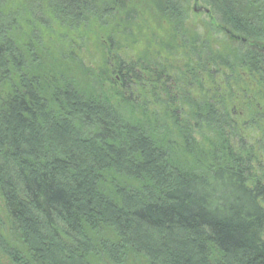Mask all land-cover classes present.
Here are the masks:
<instances>
[{"label": "trees", "instance_id": "1", "mask_svg": "<svg viewBox=\"0 0 264 264\" xmlns=\"http://www.w3.org/2000/svg\"><path fill=\"white\" fill-rule=\"evenodd\" d=\"M188 1L206 5L204 37L245 42L214 50L184 28L182 0H0L8 264H264V182L242 129L264 140V0Z\"/></svg>", "mask_w": 264, "mask_h": 264}, {"label": "rangeland", "instance_id": "2", "mask_svg": "<svg viewBox=\"0 0 264 264\" xmlns=\"http://www.w3.org/2000/svg\"><path fill=\"white\" fill-rule=\"evenodd\" d=\"M182 6L186 7V11L185 10L183 11L185 19H183V21H182L184 28L190 30L191 32L198 33L199 36L201 35V38H203L204 37L203 31L204 30L207 31L206 25H208V21H209L206 14H205V9H204L206 5L199 2L198 6H194L193 2H189L188 0H182ZM199 7L202 10L200 12H195L194 8H196V10H199L200 9ZM209 28H210L209 29L210 30V33H209L210 34V40H209L207 35L205 36L206 38L205 37L204 38H205V40H208L207 43L212 44L214 50L218 49L219 51H221V50L223 51L224 49H229L230 47L231 48L233 47L236 50V49H238V47H241L238 45V44H241V43H239L240 41H236L234 39H231V37L228 34H226L225 32L222 34V33H219L217 30H214L211 27H209ZM211 30L213 33L211 32ZM125 44L127 45V47H125V49L126 48L129 49L128 50L129 56H130L129 58L135 59L138 55H142L143 47H142V50H140L139 44H135L134 42H132L131 40H128V39L127 40L125 39ZM258 46L264 48L263 43H258ZM91 51H93V48L91 49ZM161 51H165L166 53L168 52V51L163 50V49H161ZM126 57H127L126 55H123L121 58L125 59ZM115 58L116 57L113 56L112 58L109 59V61L112 60L110 63L111 65H112V62L114 63L113 59H115ZM98 60L96 61L95 65H94L95 69H97L99 67V65H102L104 63L101 58H99ZM86 61H88V59H86ZM243 77H244V79H246L248 81V83H251V82H249L250 77L248 75H243ZM111 78H112V75L110 76V80H111ZM110 86H111L110 82L109 83L107 82L105 84L106 89H108V87H110ZM248 86H249V84H248ZM234 91H235V94L238 93L237 89L236 90L233 89V93H234ZM236 96H238V95H236ZM161 98H162V95H159V99H161ZM243 99L244 98L241 96L238 97V99L231 98L233 105H230L232 107L231 108L232 109L231 110L232 116L237 121L239 126H241V127H242V125H241L242 122L239 119H242V117L238 116L239 112H237V109H238V105L241 103V101ZM243 126H244V128H242V129L244 132L243 133L244 136H246L245 137L246 142L253 145V147L255 148L253 150L257 154V158L260 162L259 167H257V165L255 164V168H256L255 173H256L257 177L261 178L262 181L264 182V148H262V146L264 145V140L261 136L262 134H260L259 130H257L255 125H252L249 122V119H246V123ZM151 238H153V242H154V239H155L154 236L151 233L146 232L145 230H142V229H141V231H136V233H135V239L137 240L138 243H141V244H142V241H148ZM153 242H152V244H153ZM142 262H144V261L142 260ZM0 264H8V263L6 262V260L1 258V256H0Z\"/></svg>", "mask_w": 264, "mask_h": 264}, {"label": "water", "instance_id": "3", "mask_svg": "<svg viewBox=\"0 0 264 264\" xmlns=\"http://www.w3.org/2000/svg\"><path fill=\"white\" fill-rule=\"evenodd\" d=\"M201 10H202L201 8H200L199 10L194 9L195 12H200ZM206 12H207V10H205V13H206ZM225 33L228 34V35L231 37V39H234V40H236V41H242V42H245L244 39H241V38H239L238 36H234V35L230 34L228 31L225 32Z\"/></svg>", "mask_w": 264, "mask_h": 264}]
</instances>
